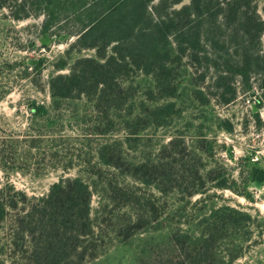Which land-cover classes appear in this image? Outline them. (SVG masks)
Returning a JSON list of instances; mask_svg holds the SVG:
<instances>
[{"label":"rangeland","instance_id":"374dc122","mask_svg":"<svg viewBox=\"0 0 264 264\" xmlns=\"http://www.w3.org/2000/svg\"><path fill=\"white\" fill-rule=\"evenodd\" d=\"M254 2L264 18V0ZM11 15L0 10V196L9 206L0 227V264H10L25 249L17 240L15 216L32 197L46 194L61 176L88 179L99 170L93 158L100 143L132 132L140 137L129 154L155 157L174 149L179 170H208L207 182L194 187L201 192L192 197L180 186L169 213L88 264H191L189 236L201 230L205 218L226 231L220 247L229 255L220 264H264V70L232 76L228 84L213 67L204 76L210 34L201 42L206 65L200 66L183 51L191 45L179 30L175 95L146 99L150 77L134 72L126 80L133 82L134 94L122 89L129 100L108 114L92 94L69 98L51 92L54 77L67 74L77 59L96 56L67 33L75 23L45 29L43 16L18 21ZM225 27L217 34L230 45L239 31ZM262 40L264 45V35ZM229 96L234 99L226 103ZM159 103L158 117H150L149 108ZM173 138L176 144L166 146ZM97 201L94 196V205ZM236 254L241 255L232 258Z\"/></svg>","mask_w":264,"mask_h":264},{"label":"trees","instance_id":"16d2710c","mask_svg":"<svg viewBox=\"0 0 264 264\" xmlns=\"http://www.w3.org/2000/svg\"><path fill=\"white\" fill-rule=\"evenodd\" d=\"M182 1L0 0V10L7 9L18 21L43 16L45 29L74 22L67 33L77 37L75 44L80 48L95 49L96 56L77 59L67 74L54 77L51 92L69 98L92 94L98 108L109 114L122 109L134 94L133 82H126L134 72L150 77L146 99L175 95L179 54L175 33L179 30L191 45L183 51L188 50L187 56L200 66L206 65L201 61L205 58L201 42L205 33L210 34L204 76L213 67L218 79L228 84L232 76L264 70V18L254 0H191L175 6ZM225 25L239 31L230 45L222 44L217 34ZM125 88L131 94L124 93ZM233 99L229 96L224 101ZM162 108L163 103L149 108L150 117H158ZM133 133L100 143L93 158L99 170L88 179L61 176L46 194L32 197L15 216L17 240L24 242L25 249L15 252L10 264H88L167 213L177 201L180 186L185 184L182 191L189 197L201 192L194 187L205 185L208 170L180 171L179 153L174 149L155 157L131 155L128 149L140 137ZM175 144L173 138L166 146ZM7 209L0 196V227ZM201 226L189 236L190 262L220 264L229 255L220 247L226 231L211 218L201 220Z\"/></svg>","mask_w":264,"mask_h":264}]
</instances>
